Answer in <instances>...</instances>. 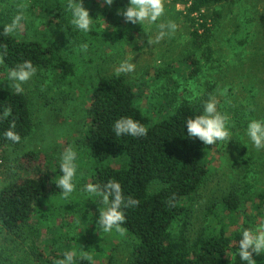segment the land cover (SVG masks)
I'll return each mask as SVG.
<instances>
[{
  "label": "rangeland",
  "instance_id": "1",
  "mask_svg": "<svg viewBox=\"0 0 264 264\" xmlns=\"http://www.w3.org/2000/svg\"><path fill=\"white\" fill-rule=\"evenodd\" d=\"M81 2L94 22L87 33L69 23L73 39L64 26L67 21L48 19L42 13L40 7L45 0L0 3V22L4 25L17 13L24 15L13 35L51 43L74 64L72 75L63 77L56 70L39 69L23 84L33 127L21 142L0 148V184L21 173L16 165L29 150L47 159L50 172L55 170L53 181L60 174L56 169L58 154L69 145L78 154L76 190L68 198L61 194L52 198L57 211L54 214L44 207L38 234L27 230L24 236L15 238L0 225V264H38L31 250L43 243L49 229L57 235L66 234L70 251L90 256L94 264H128L133 239L126 232L100 230L96 226L99 214L88 204L92 196L80 190L90 183L92 170L82 144L92 84L101 75L115 74L114 68L125 58H131L135 70L124 76L137 85L136 103L152 119H158L181 99L198 101L204 95L206 100L215 98L218 111L227 117L231 138L215 143L203 155L208 174L188 202V237L193 239L205 226L219 227L224 217L221 199L230 190L241 194V203L235 213L223 219L231 223L229 228L241 229L264 221V203L258 205L256 197L264 194V149H253L244 135L249 119L264 118V0L224 2L205 10L210 15L218 14L210 21L209 59L192 45L187 0H163L165 14L161 20L170 19L177 28L156 44L148 43L155 35V25L145 29L139 23L126 22L120 15L116 23L108 16L111 7L103 0ZM125 24L129 28L125 29ZM133 26L147 35L139 50L125 43L124 34L117 36L118 31L135 36ZM84 43L86 49L81 48ZM189 55L198 64L190 66L186 60ZM0 85L9 87L7 71L1 63ZM253 257L256 264H264V253H254ZM229 264L246 262L241 261L237 251L230 255Z\"/></svg>",
  "mask_w": 264,
  "mask_h": 264
},
{
  "label": "trees",
  "instance_id": "2",
  "mask_svg": "<svg viewBox=\"0 0 264 264\" xmlns=\"http://www.w3.org/2000/svg\"><path fill=\"white\" fill-rule=\"evenodd\" d=\"M9 1L0 0V3ZM234 1L187 0L192 45L205 59L212 55L210 21L218 15L217 12L207 14L205 10ZM45 3L40 7L42 13L48 19L58 17L67 21L64 26L73 39L72 26L68 22L70 14L65 9L67 0H45ZM126 3L127 0H113L108 11L111 20L119 22L117 9H123ZM127 25L125 29L129 28ZM3 27L0 22V63L7 72L18 62L29 59L37 70H56L63 77L74 73V64L53 44H44L35 38H18L4 33ZM132 29L135 36L128 31H118L117 36L124 34L125 43L132 50H139L146 43L147 35L135 26ZM91 34L97 36L95 31ZM186 60L190 66L198 64L193 56L189 55ZM92 86L86 108L87 126L82 135V144L92 166L90 183L103 186L107 180L114 179L120 183L126 199L132 197L139 201L136 206L123 210L126 218L122 227L134 241L128 264H229L230 255L238 251L241 229L229 228L231 223L223 219L238 210L240 193L230 190L222 197L224 217L219 220V227L205 226L193 239L187 232L188 202L208 174L203 155L215 143L204 145L197 138H189L184 121L202 112L205 95L198 101L181 99L158 119H152L136 103L137 85L124 74L101 75ZM121 116L138 120L147 129L146 134L116 137L112 124ZM10 121L15 122V131L20 134L21 141L30 134L33 123L26 94H16L11 88L0 85V148L13 145L2 135ZM46 160L31 150L23 153L16 165L23 174L0 184V225L15 238H21L27 230L38 234L44 207L51 214L57 212L51 200L59 197L60 192L52 180L55 170L50 172ZM56 169L58 171V167ZM256 197L261 206L264 194ZM88 204L93 205L98 214L103 207L98 197H92ZM47 235L40 246L31 250L38 264H54L63 252L70 251L66 234L58 232L57 235L49 229ZM74 264L94 262L89 261L87 255L75 252Z\"/></svg>",
  "mask_w": 264,
  "mask_h": 264
},
{
  "label": "clouds",
  "instance_id": "3",
  "mask_svg": "<svg viewBox=\"0 0 264 264\" xmlns=\"http://www.w3.org/2000/svg\"><path fill=\"white\" fill-rule=\"evenodd\" d=\"M106 5H111L113 0H103ZM65 9L70 13L69 23L78 31L87 33L93 26L94 19L89 11L82 5L81 0H67ZM126 22L131 24L139 23L145 29L155 25V35L148 43H159L166 36L174 34L177 24L172 20L166 22L161 20L165 14L163 0H127L123 9H117ZM24 20L22 12L17 13L10 23L4 25L3 32L14 33L20 23ZM159 21V22H158ZM82 49L87 44L81 45ZM6 50V49H5ZM135 70L131 58L122 59L114 68L115 75L130 74ZM37 72V67L29 59L18 62L7 72V81L11 90L16 94L24 91L23 84L30 80ZM186 134L189 138H197L204 145H212L221 141H228L231 138L227 117L217 109V101L209 97L203 102L202 112L185 119ZM112 131L116 137L131 136L142 137L147 129L138 120L131 116H121L112 124ZM3 137L13 144L21 142V136L15 131V122L10 121L7 129L2 133ZM244 135L255 150L264 149V118H251L248 120ZM78 154L76 149L69 145L65 147L57 157L59 175L54 176V182L62 197L68 198L76 190ZM92 197H98L103 204L99 208V215L96 226L104 233L112 232L123 234L122 227L125 221L124 209L129 206H136L139 201L132 197L127 199L122 194L121 185L114 179L107 180L101 186L96 183H86L80 189ZM238 253L241 261L246 264H256L253 254L264 253V221L255 225L242 227L238 241ZM75 252L65 251L61 258L54 261V264H74ZM87 259L91 261V257Z\"/></svg>",
  "mask_w": 264,
  "mask_h": 264
}]
</instances>
